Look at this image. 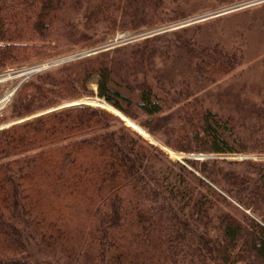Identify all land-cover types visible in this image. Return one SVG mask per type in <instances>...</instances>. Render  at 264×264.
Returning <instances> with one entry per match:
<instances>
[{
	"label": "trees",
	"instance_id": "trees-1",
	"mask_svg": "<svg viewBox=\"0 0 264 264\" xmlns=\"http://www.w3.org/2000/svg\"><path fill=\"white\" fill-rule=\"evenodd\" d=\"M251 1L0 0V69L96 52L25 84L12 118L91 96L94 84L170 150L264 154V97L222 89L211 108L201 95L245 63L238 26L230 41L217 36L222 16L166 30ZM125 32L148 33L109 48ZM40 170L72 216L31 193ZM0 264H264V162L172 160L82 104L11 126L0 131Z\"/></svg>",
	"mask_w": 264,
	"mask_h": 264
},
{
	"label": "rangeland",
	"instance_id": "rangeland-1",
	"mask_svg": "<svg viewBox=\"0 0 264 264\" xmlns=\"http://www.w3.org/2000/svg\"><path fill=\"white\" fill-rule=\"evenodd\" d=\"M215 12L216 11L199 12L191 16L187 20H184L181 23L193 20L197 17H201L204 15L208 17L214 14ZM220 16H222L221 23L223 25H222V28L217 29L216 31L217 36L219 38H223V39H226L227 41H230L233 39L232 36L235 34L233 33L232 36L230 37V33L235 32L236 31L235 26H238V29L240 30L239 33H241L243 43H244L245 63L241 67H239L234 73H232L229 76L224 77L219 82H217V84L209 87L205 92L204 91L202 92L201 95L205 97L204 99L205 105L211 108H216L215 106L216 97H217L216 95L222 89L229 90L231 92L240 91L242 92L241 95L243 96H246L254 100H259L260 98L264 97V94H263V89H264V86H263L264 85V65H263V61H264V0H252L248 6L238 7L236 10H233L231 12H228ZM216 17L211 16L200 22L208 23L209 21L214 20V18ZM181 23H178L177 25ZM173 26L174 25L169 26L166 30L173 29L172 28ZM245 26L246 28H244ZM147 33L148 32L133 33V34L126 33V32L117 33L111 39L110 48H112L113 46H117V45L119 46L120 44L126 41H129V40L134 41L137 38H141L147 35ZM105 49H108V48L105 47ZM89 51L90 50H85V49L76 50L70 53L60 54L58 56L49 58L47 60H39L37 62L30 63V64L23 65V66H18V67H13V68L6 67L4 69H0V73L6 72L8 73L10 77V79L6 83H3L0 85V89H5L7 87L16 89L11 98V101L9 102L5 110L0 115V131L10 128L11 126H14V125L21 124L26 121H31L36 117L47 114L49 110L51 112L52 110L54 111V110L61 109V107L64 108V106L66 105L79 103L82 105L91 106L96 109H103V110H106L118 116L124 122V125L126 127L137 132L144 139L148 140L150 143L161 148L168 155L170 159L183 160L184 158H188L189 155L187 154H182V153H178V152L171 150L177 154V157L172 158L167 153V151L164 149L166 147H163L158 142L154 141L144 130L140 128L143 132H145L149 136V138L145 137L137 130L131 128L127 124L125 119L121 117L120 113L118 114L116 110L113 109L111 106L110 107L114 111L104 106L105 102L96 96V85L94 84H89L87 87L88 90L93 92L91 96H83V97H80L74 100H69V101H61L57 105H55L53 108L51 107L48 109L46 108V109L37 111L35 113H32L20 119L12 118L11 106L13 102L15 101L17 94L19 93V91L25 84L29 83L30 81L35 80L37 76L47 71L54 70L60 66L66 65L67 63H70V62H73L75 60L85 57L87 52ZM40 65L44 66L43 70L38 71V72H33L29 74V76L27 77L26 72ZM70 106H74V105H70ZM135 125L138 127L137 124ZM244 155L257 156L255 157L257 159L256 161L264 162V154H244ZM221 156H222L221 158H223V155ZM224 156L230 158L228 160H240L238 159L239 158L238 156H243V155L232 154V155H224ZM252 161H255V160H252ZM49 176L50 175L48 173H43V170L34 171L30 175V181L32 182L31 188H30L31 193L33 195L43 198V200L46 197L43 194L49 195L47 198L48 199L47 203H46L47 207L49 206V210H52V211L54 210V212H56V210L57 211L61 210L67 216H70V215L72 216L73 215L72 210L62 209L61 202L52 196L53 193L51 191V185H50L51 182H50ZM40 186L44 187V189H46L47 187L46 191H42L40 189Z\"/></svg>",
	"mask_w": 264,
	"mask_h": 264
},
{
	"label": "built area",
	"instance_id": "built-area-1",
	"mask_svg": "<svg viewBox=\"0 0 264 264\" xmlns=\"http://www.w3.org/2000/svg\"><path fill=\"white\" fill-rule=\"evenodd\" d=\"M43 69H44V66H42V65L34 67L33 69L26 72V75L28 77L29 74H31L33 72L41 71ZM9 79H10V77H9L8 73H6V72L0 73V85L3 83H6ZM15 90H16L15 88H8V87L5 89H0V114L6 108V106L9 104V102L11 101V98H12ZM251 157H253V158H251ZM255 157H257V156H250V157H247V156L240 157L239 156L240 159L249 158L252 160H256Z\"/></svg>",
	"mask_w": 264,
	"mask_h": 264
},
{
	"label": "water",
	"instance_id": "water-1",
	"mask_svg": "<svg viewBox=\"0 0 264 264\" xmlns=\"http://www.w3.org/2000/svg\"><path fill=\"white\" fill-rule=\"evenodd\" d=\"M249 4H250V3H249ZM249 4H245V5H242V6H248ZM251 4H252V3H251ZM242 6H235V7L229 8V9H227V10L219 11V12H217V13L212 14L211 16H214V17H216V16H220V15L226 14V13H228V12H231V11H233V10H236L238 7H242ZM211 16H208V17H211ZM208 17H207V16L197 17V18H195V19H193V20H190V21H187V22L181 23V24H179V25L173 26L172 28H177V27L186 26V25H189V24H191V23H195V22H198V21L205 20V19L208 18ZM109 48H110V47H109ZM109 48H108V49H109ZM104 50H106V49H104ZM94 53H96V52H92V54H94ZM77 104H79V103H76V104H70V105H77ZM70 105H66V106H64V107H67V106H70ZM61 108H62V107H61ZM52 111H53V110H52ZM48 112H50V110H49ZM118 114H119V113H118ZM121 116H122V115H121ZM122 118L125 119V117H123V116H122Z\"/></svg>",
	"mask_w": 264,
	"mask_h": 264
},
{
	"label": "bare ground",
	"instance_id": "bare-ground-1",
	"mask_svg": "<svg viewBox=\"0 0 264 264\" xmlns=\"http://www.w3.org/2000/svg\"><path fill=\"white\" fill-rule=\"evenodd\" d=\"M104 106H106V107L109 108L110 110L114 111L110 106H108V105L105 104V103H104ZM121 117H122V116H121ZM125 121L127 122V124H128L131 128L137 130V131L140 132L142 135H144L145 137L149 138V136H148L145 132H143L140 128H138L134 123H132L131 121H129V120L126 119V118H125ZM164 149L167 151V153H168L172 158L177 157V154L174 153L173 151L169 150L168 148H164Z\"/></svg>",
	"mask_w": 264,
	"mask_h": 264
}]
</instances>
